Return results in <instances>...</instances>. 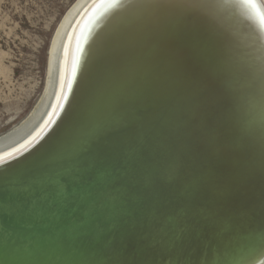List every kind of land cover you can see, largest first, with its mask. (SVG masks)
<instances>
[{"label":"bare ground","instance_id":"6f19581e","mask_svg":"<svg viewBox=\"0 0 264 264\" xmlns=\"http://www.w3.org/2000/svg\"><path fill=\"white\" fill-rule=\"evenodd\" d=\"M97 1L67 9L42 97L0 136V264H212L254 248L264 0H218L190 22L140 21L126 0L74 43Z\"/></svg>","mask_w":264,"mask_h":264},{"label":"rangeland","instance_id":"374dc122","mask_svg":"<svg viewBox=\"0 0 264 264\" xmlns=\"http://www.w3.org/2000/svg\"><path fill=\"white\" fill-rule=\"evenodd\" d=\"M74 1L0 0V136L42 97L51 41Z\"/></svg>","mask_w":264,"mask_h":264},{"label":"snow or ice","instance_id":"6c2138e0","mask_svg":"<svg viewBox=\"0 0 264 264\" xmlns=\"http://www.w3.org/2000/svg\"><path fill=\"white\" fill-rule=\"evenodd\" d=\"M125 0H99L96 5V10H106L119 7ZM218 2V0H127L129 7H136L140 10L138 19L143 22H150L154 18H159L164 15L176 21L190 22L197 19L205 18L207 9ZM75 71V61L73 63V72ZM264 74V69H262ZM69 87L71 86V79H69ZM7 176V169L0 168V178ZM76 180L84 183L86 178L84 176H75ZM10 188L15 192L30 191V189H23L16 184L10 183ZM55 190L58 195H62L64 186L60 181H57ZM80 226H73L72 231H79ZM264 249V244L261 245ZM255 249H253V253Z\"/></svg>","mask_w":264,"mask_h":264},{"label":"water","instance_id":"95a60500","mask_svg":"<svg viewBox=\"0 0 264 264\" xmlns=\"http://www.w3.org/2000/svg\"><path fill=\"white\" fill-rule=\"evenodd\" d=\"M99 3V0L88 9L87 13L84 15L83 19L81 20L80 24L78 25L75 37H74V43L76 42V39L79 37L80 32L82 31L84 25L88 22V19L94 14V12H98L99 10L96 11V5ZM126 0L124 3H122L119 7L123 8L125 5ZM73 43V45H74ZM259 52L262 53L263 58H264V46L261 45L259 48ZM66 95H67V86L65 87V90L63 92L59 107L57 109V112L47 127L46 131L44 134H46L53 126L54 122L58 118V116L61 114V111L64 107V103L66 100ZM42 134V136L44 135ZM52 134V133H51ZM263 239V238H262ZM258 241L255 245L254 248H251L244 252L243 254H240L239 256H233V257H228V258H223V259H217L215 260L212 264H264V249L261 248V245L264 244V240ZM253 249H255V252L253 253Z\"/></svg>","mask_w":264,"mask_h":264}]
</instances>
